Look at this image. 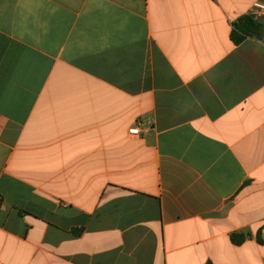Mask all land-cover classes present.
<instances>
[{"label": "crops", "instance_id": "crops-1", "mask_svg": "<svg viewBox=\"0 0 264 264\" xmlns=\"http://www.w3.org/2000/svg\"><path fill=\"white\" fill-rule=\"evenodd\" d=\"M257 3L0 0V264H264Z\"/></svg>", "mask_w": 264, "mask_h": 264}, {"label": "trees", "instance_id": "trees-1", "mask_svg": "<svg viewBox=\"0 0 264 264\" xmlns=\"http://www.w3.org/2000/svg\"><path fill=\"white\" fill-rule=\"evenodd\" d=\"M249 37L264 43V23L256 20L253 15L246 14L233 23L231 40L235 45H239ZM231 238L236 244H241L245 240L244 235L233 234Z\"/></svg>", "mask_w": 264, "mask_h": 264}, {"label": "built area", "instance_id": "built-area-1", "mask_svg": "<svg viewBox=\"0 0 264 264\" xmlns=\"http://www.w3.org/2000/svg\"><path fill=\"white\" fill-rule=\"evenodd\" d=\"M252 15L256 20H259L262 17H264V4H259V3L255 4L254 5V11H253ZM129 134L131 136H137V135H139V129L138 128H132L129 130Z\"/></svg>", "mask_w": 264, "mask_h": 264}]
</instances>
